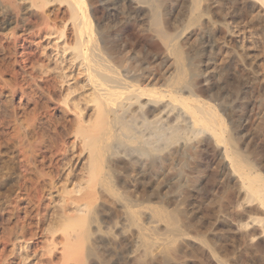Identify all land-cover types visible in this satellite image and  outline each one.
<instances>
[{
  "label": "bare ground",
  "instance_id": "obj_1",
  "mask_svg": "<svg viewBox=\"0 0 264 264\" xmlns=\"http://www.w3.org/2000/svg\"><path fill=\"white\" fill-rule=\"evenodd\" d=\"M116 1L0 0V185L12 172L6 164L10 162L20 173L19 188L25 190L20 198L30 208L24 218L31 226L34 215L40 213L35 210L40 180L47 181L44 169L55 168L70 147L86 156L82 179L69 189L64 187L61 221L48 229L52 238L47 252L53 264H97L103 250L100 244L108 247L109 240L96 234L101 231L100 190L123 208L124 227L134 228L140 263L187 264L188 253L200 249L193 244L197 243L216 264H243L241 258L230 262L224 256V242L232 238L242 252L264 253V162L255 149L245 152L235 144L237 117L232 115L227 122L200 96L208 72L192 62L199 51L189 55L181 44L182 31L189 27L196 26L202 36L209 33L211 24H223L245 53L255 52L260 49L257 44L264 43V0H182L186 19L173 32L163 17L165 0H126L134 5V17L144 14V30L171 60L170 72L159 87L143 84L137 75L122 70L119 34L106 10H114L106 3ZM253 103L258 106L259 102ZM200 134L205 146L221 148L234 175V191L244 199L233 202L230 219L221 221L227 226L224 234H218L215 225L212 237L190 217L182 220L185 214L169 207V201L158 200V194L139 202L113 180L119 157L134 153L146 159L149 167L161 168L164 163L158 162L169 158L171 144L181 140L186 149H195L190 140ZM4 207L0 206V212ZM56 231L62 235L59 241L53 240Z\"/></svg>",
  "mask_w": 264,
  "mask_h": 264
},
{
  "label": "rangeland",
  "instance_id": "obj_2",
  "mask_svg": "<svg viewBox=\"0 0 264 264\" xmlns=\"http://www.w3.org/2000/svg\"><path fill=\"white\" fill-rule=\"evenodd\" d=\"M182 2V0H165L163 17L169 20V27L171 28L169 30L171 31L179 30L186 19L185 4ZM106 4H108L107 8L115 7L114 10H106L110 14L108 16L109 20L112 17V21H114H110V23L112 25L116 24L114 30L119 34V49L121 48L123 52L121 56V61H123L122 70H127L129 74L137 75L143 84H153L159 87L163 82V78L170 72L171 60L167 59V53L162 50L160 43H156V40L144 30L147 28V18L142 12L138 13L137 17H134L136 16L133 12L135 11L134 5L126 0H118L114 4L107 2ZM209 12L210 17H212V11ZM196 29V26H192L183 30L181 44L184 50L189 51V55L190 52H197L196 49L199 51V55L192 62H195V64L197 62L203 72H208L207 76L209 79L207 78L204 89L198 93L227 122L229 118L237 117L239 125L234 135L235 144L245 152L249 150V147L255 149L260 162H264V43H258L257 47L255 46L256 48L260 47L261 50L255 49L254 53L249 52L247 54L235 43V40L229 35L226 26L223 24H211L209 33L202 34V36H199V30ZM5 31L7 32V30ZM262 32L257 31L259 34H262ZM146 36L148 37L145 38ZM250 54L252 56H249ZM259 88L261 91L258 90ZM261 92L263 93L262 96ZM256 101L259 102L257 103L258 106H252L251 104ZM247 115L252 117H250L249 123L245 122ZM201 138L202 134L190 140V143L194 144L195 149H186L185 146H182L181 140L171 144L170 150L173 151L169 154V158L164 162H158L164 163L163 167L166 169L163 167H149L148 163H145L146 159L134 153L128 156H121L119 157L120 159L122 158L121 160L118 158L119 166L115 171L113 180L120 190H124L127 194L130 193L135 200L139 202L145 201V199L149 200V197L158 194V200L166 203L169 201V207H178L177 209L186 215H183L182 220L190 217L188 220L200 224V230L205 234L207 233L206 235H210L212 233L211 228L218 225L217 233L223 235V231L227 226L221 221L230 219V210L235 205L234 203H241L244 199H242L243 197L241 198L242 194L238 196L234 191V175H232L229 163L224 158L221 148L205 146ZM85 160V155L78 154L75 148L72 149L70 147L63 157L57 159L58 163L56 162L55 168L44 169L46 171H44L46 173V177H44L47 181L45 179V182L40 180V184H44H39V191H41L39 195L41 196L39 206L35 210L40 213L36 215L37 217L34 215L35 218H32L31 226L27 225L29 219L24 218L30 212V208L26 206L27 204L24 205L25 203L20 198L25 193L24 189L21 190L19 188V184H21L20 173L17 168H12L14 167L10 165L12 163H6L10 172H12H8L10 174H7V182H4L6 184L3 183L6 186L0 185V206H5V211L3 213L0 212V256L2 258H0V264H53L50 263L49 260L52 257L49 258L50 256L47 252L49 241L52 238V234L49 233L48 229L53 225L57 226L58 222L61 221L59 206L60 198L65 195L64 187L69 189L74 183L82 179ZM101 170L103 171V169ZM102 171L100 175L104 174V171ZM181 174L183 175L181 176ZM97 202L101 205L97 207L98 222H100L98 224H100L101 231L96 234L103 235L102 237L105 240H109L108 247L100 244L101 248L99 249L103 248V252L99 251L100 259L97 264H143L140 263L137 257L139 255V246L136 244L138 238L135 235L134 228L124 227L123 208L104 190L98 191ZM18 207L20 209L17 210ZM18 215L19 218L17 217ZM184 217L185 219H183ZM18 220H21V223ZM190 230L192 231L191 228ZM32 231L33 233L36 232L31 237L30 233ZM190 234L192 235L193 233ZM212 235L210 236L212 237ZM229 235L231 236L232 233ZM60 236H62L61 232H54L53 240L59 241ZM191 238L195 240L192 236ZM181 241L184 242L183 239ZM236 242L235 240L234 243V238L224 242L226 245V247L224 245V254L227 253L224 256L227 260L230 261L235 258L239 260L241 258L243 264H264V253L242 252L241 246ZM193 244L196 245L197 250L200 249L198 251H195V249L191 254L188 253V257L186 256L187 258H185L187 264H216L204 247H198L197 243ZM156 252L157 249L151 253L155 254ZM152 254L147 257V262L150 261L149 258L152 257ZM56 259L57 257L54 261Z\"/></svg>",
  "mask_w": 264,
  "mask_h": 264
}]
</instances>
